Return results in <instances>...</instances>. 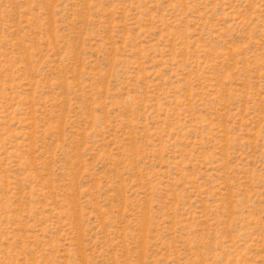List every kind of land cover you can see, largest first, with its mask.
I'll list each match as a JSON object with an SVG mask.
<instances>
[{
    "label": "rangeland",
    "instance_id": "rangeland-1",
    "mask_svg": "<svg viewBox=\"0 0 264 264\" xmlns=\"http://www.w3.org/2000/svg\"><path fill=\"white\" fill-rule=\"evenodd\" d=\"M0 264H264V0H0Z\"/></svg>",
    "mask_w": 264,
    "mask_h": 264
}]
</instances>
